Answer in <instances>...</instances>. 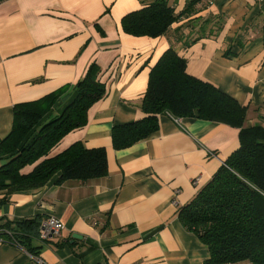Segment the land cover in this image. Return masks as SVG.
I'll use <instances>...</instances> for the list:
<instances>
[{
    "label": "crops",
    "instance_id": "obj_1",
    "mask_svg": "<svg viewBox=\"0 0 264 264\" xmlns=\"http://www.w3.org/2000/svg\"><path fill=\"white\" fill-rule=\"evenodd\" d=\"M153 1L0 3V139L12 130L14 105L66 87L49 112L60 114L75 98L72 87L95 65L105 94L89 107L85 126L66 134L50 155L76 142L104 148L107 155L103 178L59 183L56 174L36 191L0 192V222L39 217L42 224L54 217L63 225L45 243L39 229L31 240L34 254L0 242V264H205L209 259L207 248L181 225L178 211L238 149L239 129L163 114L157 132L123 150L113 149L111 132L144 116L149 73L170 48L185 60L188 75L246 108L245 128L263 125L264 0H197L192 12L187 8L193 0H167L180 15L167 34H125L122 18Z\"/></svg>",
    "mask_w": 264,
    "mask_h": 264
},
{
    "label": "trees",
    "instance_id": "obj_2",
    "mask_svg": "<svg viewBox=\"0 0 264 264\" xmlns=\"http://www.w3.org/2000/svg\"><path fill=\"white\" fill-rule=\"evenodd\" d=\"M4 0H0V3ZM197 0L189 3L193 11ZM167 0L125 15L121 28L133 37L157 38L177 22ZM177 36V39H179ZM191 42H187L189 45ZM92 65L72 87L75 98L60 114L51 108L68 90L63 88L37 101L14 105L12 130L0 139V192L5 196L42 188L53 176L58 182H85L107 175L104 148L87 149L81 142L51 156V150L69 132L85 126L87 111L105 94ZM143 117L114 126L111 143L123 150L157 132L158 117L192 118L239 129V147L210 182L178 211L183 228L209 252L205 264H264V122L244 127L246 108L213 85L187 74L186 62L168 49L151 69L141 102ZM30 167L28 172L24 170ZM39 217L0 222V242L17 244L34 254Z\"/></svg>",
    "mask_w": 264,
    "mask_h": 264
},
{
    "label": "built area",
    "instance_id": "obj_3",
    "mask_svg": "<svg viewBox=\"0 0 264 264\" xmlns=\"http://www.w3.org/2000/svg\"><path fill=\"white\" fill-rule=\"evenodd\" d=\"M196 183L197 181H193V184ZM62 229H63L62 223L59 220L55 219L54 217H50L40 226L39 239L41 243H45L53 236L58 235Z\"/></svg>",
    "mask_w": 264,
    "mask_h": 264
}]
</instances>
